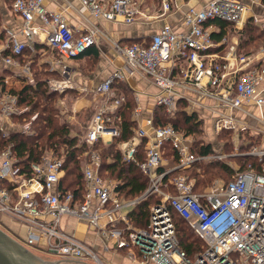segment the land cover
<instances>
[{
	"label": "built area",
	"instance_id": "1",
	"mask_svg": "<svg viewBox=\"0 0 264 264\" xmlns=\"http://www.w3.org/2000/svg\"><path fill=\"white\" fill-rule=\"evenodd\" d=\"M44 1L12 0V11L20 20L19 32L10 31L0 44V220L6 217L23 231L13 236L30 250L51 257L101 264L104 258L91 243L62 226L63 217H71L85 223L104 250L126 249L139 264H264V60L239 53L234 44L227 45L223 55L216 54L210 50L216 45L210 25H205L216 18L237 25L258 0H208L199 7L189 5L181 30L165 22L148 40L125 44L111 39L95 22L100 18L124 23L143 20L149 16L148 9L142 7L144 0H80L81 9L95 21L81 32L70 26L65 8L49 10ZM170 4L171 0H161L157 16L169 11ZM253 19L258 20L256 16ZM99 37L112 43L123 62L90 89L101 97L79 138L84 149L78 153L82 191L77 195L59 188L68 145L51 146L34 160L18 155L10 137L34 135L37 113L7 83L12 76L36 86L30 62L42 42L47 51L57 53L61 73L60 78L43 80L48 90L64 93L73 87L64 60L77 57ZM13 67L11 76L1 74ZM135 74L151 77L159 90L149 97L147 108L136 94L129 124L132 135L121 139L119 107L125 99L115 94L113 83ZM187 91L194 96H188ZM179 100L185 103L187 113L202 120L207 116L214 135L260 136V145L244 151L257 163L236 169L227 180L195 189L186 169L225 154L195 153L191 135L170 123L155 125L154 107L174 113ZM143 139L144 159L139 162L136 152ZM112 142L123 161L136 163L147 179L146 189L137 197L123 196L116 189L117 180L100 169L98 143ZM167 144L173 150L169 157V161L174 158L172 165L163 160ZM148 197L156 200L148 206L146 222L136 225L131 213ZM173 214L182 217L200 239L193 254L180 246Z\"/></svg>",
	"mask_w": 264,
	"mask_h": 264
},
{
	"label": "trees",
	"instance_id": "2",
	"mask_svg": "<svg viewBox=\"0 0 264 264\" xmlns=\"http://www.w3.org/2000/svg\"><path fill=\"white\" fill-rule=\"evenodd\" d=\"M260 2L264 5V0H260ZM211 24L220 27L219 33L214 34V37H216L215 39L219 40L224 35L225 29L230 23L216 18L207 21L205 25ZM239 32L240 40L237 44L238 52L243 54H251L255 50L253 43L256 42V40L261 36H264V27H259L257 24H255L253 17L249 16L247 17L242 29ZM132 41L141 40L133 39ZM132 41L130 40L129 42ZM86 55L96 57L98 56V51L95 48L89 47L76 58H81ZM46 74L47 73H43L38 76L36 86L34 88L30 84H25L18 91L19 97H24V100L31 105L32 111L37 113V117L34 120V127L36 129L35 134L30 136L14 134L10 138L14 141L15 149L18 155L21 157L24 156L23 158L27 159V161L34 160L36 158V154H40L51 146H53L55 149H58L60 146L65 144L68 145L69 150L66 153L64 161L65 174L59 183V188L64 190H72L74 193L79 195L82 191V172L80 163L78 161V153L84 149V146L79 145L76 135H70V128L65 123L59 122V120L56 118L57 111L55 110L52 103L55 97L52 96H58L59 94L57 92L48 90L44 80L42 79ZM119 83H125L126 85L125 81H116L113 83V86L115 87ZM131 102L132 100L127 98V103L124 101L123 105L119 107V114L121 115L120 127L122 130L121 139H127L132 135L129 125L130 121L128 118V114L130 113V111H128L130 110V107L128 109V106L132 105ZM184 104L185 103L182 100H179L176 110L177 113L174 117H168L164 113V107H154L153 121L155 125H165L170 122V124H172L176 129L183 131L185 134L192 135L194 139L196 138L195 140L193 139L192 143V150L195 153H211L214 150L211 143L202 142V138L199 137V132L201 129V124L199 121H202V119H198L195 113L185 112L183 109ZM227 133L228 132H221L219 136L221 134ZM98 148L100 150L99 152L101 156L100 169L106 171L108 177L117 180L116 189L127 198L137 197L142 194L146 189L147 182L140 180L142 173L138 165L132 161H123L122 155L120 151L114 147V143H98ZM165 153L169 155L173 153V150L168 144L166 145ZM243 158L245 162L243 161ZM136 159L139 162L144 159V139L138 146ZM240 159L243 161L241 163L243 164L241 168H244L249 162L252 164L257 163V159L250 155H244V157L239 158V160ZM173 160L174 158H172L170 162L172 163ZM201 162L203 161L195 162V164ZM211 167L213 170L210 173L209 168ZM188 169H186V171ZM217 169L220 171L224 170L226 174L231 172V168L226 163L214 162L207 165L205 164V166L202 167V174L204 175L209 171L208 177H202L205 183L208 178H210L209 176L216 172ZM161 170L162 167H159L158 171ZM172 173L174 172H171V174ZM231 174L232 172L226 179H228ZM195 189L197 188L195 187ZM155 200L156 199L154 197H148L138 203L131 213L134 218V224L142 225L146 222L148 206ZM173 220L180 246L188 254H193L201 244L200 239L194 234L182 217L177 214H173Z\"/></svg>",
	"mask_w": 264,
	"mask_h": 264
},
{
	"label": "crops",
	"instance_id": "3",
	"mask_svg": "<svg viewBox=\"0 0 264 264\" xmlns=\"http://www.w3.org/2000/svg\"><path fill=\"white\" fill-rule=\"evenodd\" d=\"M152 1V2H150ZM159 1V8L156 9L154 5H156ZM208 0H171L170 9L166 13H164L161 16H157L161 13V0H144L142 7L145 9H148V15L147 18L143 20H139L132 23H124L120 21H110L100 18L98 21H94L92 16L86 11L82 10L80 0H45L44 5L49 10H60L62 8H65L64 16L71 27H73L77 32H81L85 30V27L89 26L90 23H96L100 28L104 29L105 32L109 35V37L115 41H117L119 44H125L128 43L129 40H148L150 35L154 32H156L160 26L167 22L170 23L175 30H181L182 27V18L183 13L186 10V8L189 5H194L196 7L201 6ZM245 2H249V0H243ZM12 0H0V44L6 39L9 32H19L20 28V20L18 15H16L15 12L12 11L11 8ZM156 9V10H155ZM264 5L260 2V0L252 3L250 5V10L246 13V15L243 17L242 21L239 24H229L228 27L225 29V33L219 40L215 39L214 34L219 33L220 27L211 24L209 26V31L211 32V36L216 42V45L212 47L210 50L215 52L216 54L223 55L226 51L227 45L234 44L237 48V37L233 36L228 37V33L233 28L236 33L239 32L247 17L249 16H256L257 19L260 17V14L258 11H263ZM254 20V19H253ZM240 29V30H239ZM41 39H43V34L41 33L39 35ZM109 46V47H108ZM90 48H95L99 53H103L105 55H110V58L112 57L114 53H116L121 58V65L123 62L122 56L118 53V51L114 48L112 43L108 42L107 39L104 37H99L98 40L94 45H92ZM112 48V49H110ZM110 50V51H109ZM238 51V50H237ZM257 51V52H256ZM111 52V53H110ZM251 55H257L258 58H262L264 60V47H260L259 50H255V52L251 53ZM35 59L31 60L30 62V71L32 73V77L34 81H37L38 76L41 74L47 73L45 76H43L42 79L45 77H54V78H60V63L58 62V55L56 52H49L47 51L46 46L39 42L37 44V50L36 54L34 55ZM81 58H91L90 55L83 56ZM108 56V59H110ZM73 59L78 58H69L65 59L64 61H70ZM110 63V62H109ZM109 63L103 61V63H100L95 71L93 73H89L86 78H83L81 76L76 77L78 80V84H81V87H79L82 91L88 90V88H92L95 84L103 81L104 79L108 78L111 73L114 71L116 67L111 69V71H107V66ZM67 64V63H66ZM68 74L70 75V78L72 82L74 81L73 78L77 70L73 65H68ZM16 69L15 67L2 70L1 74H5L7 76H11L13 73V70ZM141 74H135L130 76L127 80L128 83H130L137 91L138 97L144 105L147 101H145L144 97H152L151 93L158 92L159 88L156 86V84L153 82L151 77L144 76ZM75 78V79H76ZM75 81V82H76ZM76 82V83H77ZM26 83L23 81H19L15 77H10L8 79L7 86L10 90H13L14 92H18ZM73 82V87H74ZM88 88H87V87ZM83 87L86 89L84 90ZM90 88V89H91ZM68 90H66L67 92ZM92 92V91H91ZM65 93V92H64ZM66 94V93H65ZM187 95L192 97L194 96V93L192 91H187ZM66 96V95H65ZM98 97H101L98 95ZM170 163V164H169ZM167 165H172L170 161H166ZM2 220L5 224H8L10 231L12 232V235L16 232L22 234L23 231L19 229L17 224L14 221H11L10 219H5L2 217ZM62 226L66 231L69 233H73L77 237L85 240L88 243H91L95 249L101 253L103 256V260L106 264H139L137 261L132 259L128 255V251L126 249H109L104 250L101 246V243L96 239L93 232L86 226L85 223L77 221L74 218L71 217H63L62 219ZM50 259V258H49ZM51 259H57L56 261H52V263L59 264L60 262L64 261V259H58L56 257H51ZM85 263V262H84ZM87 264V263H86Z\"/></svg>",
	"mask_w": 264,
	"mask_h": 264
},
{
	"label": "rangeland",
	"instance_id": "4",
	"mask_svg": "<svg viewBox=\"0 0 264 264\" xmlns=\"http://www.w3.org/2000/svg\"><path fill=\"white\" fill-rule=\"evenodd\" d=\"M150 2H152V1H150ZM159 5L160 4L158 1V3L156 5H154V7L156 9H158ZM258 13L260 14V17H258V20L256 22L255 21L254 22L259 27H264V10L258 11ZM239 34H240V32L236 33V31L232 28L230 30V32L228 33V37L230 38V37H232V35L236 36L237 37V43H239V40H240ZM108 42H110V41H108ZM263 45H264V36H261L260 38H258L256 40V42L253 43V47L255 48V50H259L260 47H262ZM110 49H112V48H110ZM255 50L253 52H255ZM108 56L110 58V55H105L103 53H101V54L99 53V55L96 57L78 58V59H73L70 61L69 60L65 61V63H67L68 65H73V67H75V69L77 70L76 72H78V73H75V75H74L75 78L79 77V76L86 78L88 76V74L93 73L95 71L96 67L100 63H103V61H104V63L110 62L106 68V69H108L107 71H111V69H113L114 67L117 68L121 65L122 60L116 53L111 55L112 57L110 59H108ZM75 78H73L74 79L73 82L75 83L74 87L67 89L68 90L67 92L64 91L66 94L61 93L58 96H52V97H55L54 100L52 101V103H53L55 110L57 111V115L55 114L56 118L59 120V122L65 123L70 128L69 129L70 133H71L70 135L75 134L76 138H78V142H79V138L81 135L84 134L86 127H87V124L89 123L90 118L94 112L96 102L100 99V97H98V95L91 92V90H90L91 87L88 88L86 86L88 88V90L82 91L79 88V87H81V84H78V82L76 81L78 79L77 78L75 79ZM121 81H125L126 85L128 87L125 85V83H123V84L119 83L117 86L114 87V91H115V94H117V95L123 94L122 96L124 97L126 103H127V98L129 100H132V102H131L132 105L128 106V109L130 107V110H128V111H130V113L128 114V118H129V121H131V113H132V111L135 107V104H136L135 97H136L137 91L130 83H128L127 79L121 80ZM120 93H122V94H120ZM154 94L151 93V96ZM137 96H138V94H137ZM144 98H145V101H147V102L143 105V108H147L149 101H151V98L150 99H149V97H144ZM129 104H130V102H129ZM126 111H127V109H126ZM262 111L264 113V107L262 108ZM185 112H186V110H185ZM164 113L168 117H174L177 112L175 111L174 113H169L165 110ZM199 122L201 124L199 137L202 138V142L211 143L212 147L214 148V150L212 152L225 154L221 158L213 157V158L208 159L206 161H203L201 163H197L194 166H191L186 171L188 176L191 179H193L194 186L197 189H202V188L210 185L215 180H227L226 178L229 176V174L231 172H234L236 169H243V168H241L243 165L241 163L243 161L245 162V160L243 158V161H242V159L239 160V158L244 157V151L249 149L252 145H260V142L262 139L260 138V136L255 137V138L250 137V135H248L247 133H245L244 136H242L240 134L237 137L232 136L230 133L221 134L220 136L219 135L217 136L211 132L212 128L210 125L209 118H207V116L204 117V120H202V121L200 120ZM168 123H170V122H168ZM211 123H212V121H211ZM192 138H193V136H192ZM112 143H114V142H112ZM61 147L62 146H60V148ZM114 147L116 148L115 143H114ZM165 152H166V146L164 147V153H163L164 158H163V160L167 159V161H169L170 155L166 154ZM214 162H217V163L221 162V163L228 164V166L231 168V172L226 174V172L224 170L220 171L219 169H217L216 172H214L212 175L209 176L210 178H208V180L205 183L204 179L202 177H208L209 171L211 173L213 168L212 167L209 168V171L203 175L202 174L203 173L202 167H204L205 164L207 165V164L214 163ZM64 174H65V172H64ZM140 180H144L147 182V179L144 177L143 174H141ZM3 218L8 220V218H6V217H3ZM7 226H8V224H5L4 222H2V220H0V227L1 228H5V229L7 228L6 230H8L9 226L8 227ZM32 251L34 253H36L37 255L45 258L46 260L51 261L50 264H54V263H52V261L57 260V259H51V256H48V255L44 254L43 252L38 251L36 249H32ZM100 260H101V264H106L103 259H100ZM56 263L57 262H55V264ZM86 263L87 264H97L96 261H90V260L82 261V260H78V259H64V261L60 262L59 264H86Z\"/></svg>",
	"mask_w": 264,
	"mask_h": 264
},
{
	"label": "water",
	"instance_id": "5",
	"mask_svg": "<svg viewBox=\"0 0 264 264\" xmlns=\"http://www.w3.org/2000/svg\"><path fill=\"white\" fill-rule=\"evenodd\" d=\"M0 227V264H50Z\"/></svg>",
	"mask_w": 264,
	"mask_h": 264
},
{
	"label": "flooded vegetation",
	"instance_id": "6",
	"mask_svg": "<svg viewBox=\"0 0 264 264\" xmlns=\"http://www.w3.org/2000/svg\"><path fill=\"white\" fill-rule=\"evenodd\" d=\"M2 229H4L5 231L9 232L12 235V232L10 231V229H8V230H6L7 228L6 229L5 228H2Z\"/></svg>",
	"mask_w": 264,
	"mask_h": 264
}]
</instances>
